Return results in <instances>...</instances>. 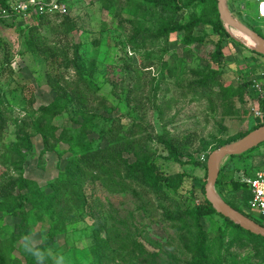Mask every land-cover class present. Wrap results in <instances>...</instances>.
Here are the masks:
<instances>
[{"label": "rangeland", "instance_id": "obj_1", "mask_svg": "<svg viewBox=\"0 0 264 264\" xmlns=\"http://www.w3.org/2000/svg\"><path fill=\"white\" fill-rule=\"evenodd\" d=\"M145 1H60L67 6L65 16L69 21L61 22L64 17L51 15L53 29L47 34L46 42L63 48L79 46L84 78L97 94L92 98L91 107L85 105L94 116L91 130L86 135L91 147L109 145L111 130L121 132L122 126L129 129L139 125L141 132L149 138L151 161L166 175H183L176 189L165 186L163 189L182 209H189L203 201L206 166L175 163L167 156L158 138L163 133L181 136L187 131H196L211 143L207 151L195 154L198 162L203 163L204 154H209L218 141L250 131L259 121L253 115L257 98L252 86L245 91L242 103L238 97L231 99L234 113L230 116L222 114L216 97L211 94L210 87L217 91L215 83H210L205 90L193 89L190 85L210 68L221 70L223 78L234 87L251 82L248 80L251 68L246 55L242 54L254 51L244 37L229 29L230 45L223 49V59L216 61L213 53L217 36L204 25L194 31L195 35L203 37V41L191 46H184L183 34L177 33L167 40L149 42L145 48H132L127 38L135 28L157 29L162 19L171 17L156 8L148 9ZM258 1L227 0L230 11L264 37V19L256 12ZM207 6L194 1L174 18L184 22L191 15H202ZM30 23L29 19H17L0 24V60L5 65L0 75V194L10 180L23 177L50 196L52 185L74 157L69 144L57 139L62 129H78L82 118L78 114L80 107L75 104L67 105L55 115L49 123L57 129L51 133L49 145L56 149L43 151L42 136L36 132L33 121L38 108L51 103L56 93L47 83L46 74L50 70L47 60L24 51ZM67 56L71 58L72 50ZM61 59H56V72H63L58 68ZM148 64L151 66L145 67ZM255 69L257 75L260 68ZM67 72L61 76V83L78 79L76 70L71 68ZM263 148L264 143L246 152L244 155L248 157L241 161L223 162L221 179L233 177L240 181L245 172L264 170ZM249 156L253 158L252 164L247 161ZM124 157L129 162L134 160L130 154H124ZM25 190V186L9 187L13 197L18 192H27ZM83 191L86 205H80L71 192L58 195L56 206H50L48 198L35 197L31 203H24L26 216L5 210L1 198L0 264H95V254L104 244L109 253L104 264H176V259L188 258L178 255L175 249L187 241V236L179 234L166 221L159 200L145 189L130 182L103 186L95 181L88 182ZM238 195L241 196V192ZM21 202L19 199L18 203ZM52 208L62 217H58ZM243 209L259 221L251 215L248 205ZM202 224L212 236L224 226L216 216L204 219ZM52 230L57 233L56 242L36 256L33 247ZM135 241L154 258L138 254ZM232 251L241 257L249 253L247 248H233ZM251 261L255 263L254 258ZM257 261L264 264V261Z\"/></svg>", "mask_w": 264, "mask_h": 264}, {"label": "trees", "instance_id": "obj_2", "mask_svg": "<svg viewBox=\"0 0 264 264\" xmlns=\"http://www.w3.org/2000/svg\"><path fill=\"white\" fill-rule=\"evenodd\" d=\"M10 0H0V7L8 5ZM64 1V0H59ZM146 0L145 6L150 9L161 10L164 15H171L169 19H162L157 29H141L135 28L131 37L127 38V43L132 48H145L149 42L160 39H169L170 35L182 33L184 46H191L203 41L202 36L195 35V28L204 25L210 29V32L217 36L215 42V50L213 58L220 62L223 59V49L230 43V36L224 25L219 19L217 12V0ZM196 1L199 4L209 5L202 15H191L186 21L181 22L175 20L174 15L188 7L192 2ZM54 17H64L61 22L69 21L65 15H54ZM30 26L27 28V38L23 44L24 51L34 55H39L45 58L48 62L50 70H47L46 79L48 85L55 91V99L47 104L38 108V113L33 121L36 132L42 136L43 151H53L56 146L49 145V137L51 133L57 128L50 127L49 121L60 114L67 105L75 104L80 108L78 114L81 115L82 124L76 130L66 131L62 129L58 142H65L69 144L70 151L73 158L66 165L60 177L52 185V194H44L34 182L28 181L23 177L10 180L0 194V199H4L2 207L15 214L26 216L24 211V203H31L35 197L48 198L50 206H56L58 195H68L71 192L75 195L80 205H86L84 196V186L89 182L93 183L99 181L103 186L107 184H116L118 186L130 182L142 189L146 193H151L160 202L163 207V215L166 221L170 222L176 231L187 236V241L182 245L175 248L178 255H185L188 258L185 260H175L176 264H259L264 261V238L256 236L248 231L243 230L238 225L234 224L227 218L218 214L212 206L203 198L202 203L195 205L189 209H182L174 200L167 194L164 186L168 189H176L177 185L183 180L182 174L166 175L161 172L157 165L151 161V152L149 149V138L141 132L139 125H134L129 129L124 126L120 127V131H112L110 134L111 142L109 145L101 148H92L88 139L87 132L91 130L93 118L91 111L85 108L93 103V97L96 98L97 94L92 89V86L84 78L82 56L78 45L66 47L51 46L47 44L46 37L53 29L51 26V16L38 15L29 19ZM14 20H1L0 24H8ZM128 21V20H126ZM64 22V23H65ZM62 24L65 26V24ZM257 32V31H256ZM258 33V32H257ZM259 34V33H258ZM260 35V34H259ZM262 36V35H261ZM263 37V36H262ZM72 50V56L69 58L67 55ZM59 58L60 64L58 68L63 69V72H56L55 63ZM0 60V75H2L5 65L1 64ZM94 64L91 63V69ZM148 64L145 67H150ZM76 70L77 80L72 83H61V76L68 73L70 69ZM210 83H215L217 91L210 87L211 94L216 97L218 105L222 108L223 115H233V103L230 102L233 97H238L239 103L243 102L245 91L252 85L251 82L240 84L234 87L230 82H227L221 70L210 68L205 74L200 75L197 82L190 85L193 89H207ZM47 120V122H46ZM46 122V124H45ZM264 124V119H259L250 131L260 127ZM238 134L230 140L218 141L211 149L213 150L233 142L243 137L248 132ZM158 141L162 144L167 152V156L177 164H193L196 166L204 167L205 162H198L195 154L205 152L209 149V141L201 138L196 131L190 130L181 136H173L163 133L159 136ZM57 142V143H58ZM124 154H130L134 157L132 162H129ZM245 154V153H244ZM232 156L230 160H242L247 158V155ZM207 156L209 155L204 154ZM244 157V158H243ZM250 157V156H249ZM234 158V159H233ZM252 158V157H251ZM258 169V168H257ZM240 170V168L238 169ZM259 170V169H258ZM256 170V171H258ZM254 171V172H256ZM222 168L220 169L219 176L216 182V190L222 199L237 211L246 214V208L249 200L251 199V191L248 186L235 178L231 177L228 180H222ZM253 172V173H254ZM253 173L245 172L243 175L251 176ZM206 177V175H205ZM91 185V184H90ZM204 185L202 186V193L204 195ZM22 187L27 188L25 193H17L13 197V193L9 191V187ZM224 191L226 195H224ZM241 192V196L238 194ZM22 202L19 204L18 200ZM90 209V208H89ZM56 211L58 217L62 214ZM252 218L250 215L246 214ZM218 217L224 223L223 227L218 228L216 235L212 236L207 232L202 224L204 219ZM264 226V223L252 218ZM57 240L56 231L52 230L48 236L33 247V253L39 255L45 252L47 247L53 245ZM2 243V241H0ZM135 249L138 254L146 258H154L141 243L135 241ZM100 250L95 254V264H104L109 253L106 245H100ZM247 248L249 253L241 257L237 252L232 249ZM183 249V250H181ZM35 256V257H36ZM175 258V256H172ZM255 259L252 263L251 259Z\"/></svg>", "mask_w": 264, "mask_h": 264}, {"label": "water", "instance_id": "obj_3", "mask_svg": "<svg viewBox=\"0 0 264 264\" xmlns=\"http://www.w3.org/2000/svg\"><path fill=\"white\" fill-rule=\"evenodd\" d=\"M217 11L219 19L227 32L231 29L238 32L240 35H243L244 38L247 37L248 39H251L257 45L252 46L248 42L251 50L264 55V37L242 23L230 11L227 0H217ZM245 40L248 41L246 38ZM262 143H264V124L248 132L243 137L210 152L205 162L206 183L204 185V197L218 214L238 225L243 230L264 238V226L248 217L246 214L231 207L217 193L215 187L221 165L227 158L240 156Z\"/></svg>", "mask_w": 264, "mask_h": 264}, {"label": "built area", "instance_id": "obj_4", "mask_svg": "<svg viewBox=\"0 0 264 264\" xmlns=\"http://www.w3.org/2000/svg\"><path fill=\"white\" fill-rule=\"evenodd\" d=\"M257 16L264 19V0H259L256 7ZM66 15L67 6L59 0H10L8 5L0 7L1 20L30 19L38 15ZM252 90L259 101H264V74L258 80L252 81ZM253 115L257 119H264V111L257 104L253 106ZM202 157V161H206ZM240 181L245 183L251 191L248 210L251 215L264 223V170H258L251 176L242 175Z\"/></svg>", "mask_w": 264, "mask_h": 264}, {"label": "crops", "instance_id": "obj_5", "mask_svg": "<svg viewBox=\"0 0 264 264\" xmlns=\"http://www.w3.org/2000/svg\"><path fill=\"white\" fill-rule=\"evenodd\" d=\"M230 8V7H229ZM229 45H230V43L228 44V46L227 47H229ZM242 55H246V60H248L247 61V63H248V67H249V69L251 68V71H250V73H248V75H249V79L248 80H251V82L253 81V80H258L259 78H260V76H261V74L263 73L264 74V55H261V54H259V53H256V52H253V53H250V54H242ZM258 67V69L260 68V71H259V73L256 75V72H257V69H255V68H257ZM253 96V95H252ZM254 97H256V94L254 93ZM257 100V105L258 106H260L262 109H263V111H264V101H259L258 99H256ZM255 103V102H254ZM253 103V104H254ZM254 105H256V104H254ZM264 149V148H263ZM262 149V150H263ZM251 155V154H250ZM234 159V158H233ZM230 159L229 158H227L225 161H224V163H226L227 161H229ZM233 162L235 161H237L236 159H234V160H232ZM247 161H249L248 163L249 164H252L253 163V158H249ZM243 175V174H242ZM241 175V176H242ZM241 176H240V178H241Z\"/></svg>", "mask_w": 264, "mask_h": 264}, {"label": "bare ground", "instance_id": "obj_6", "mask_svg": "<svg viewBox=\"0 0 264 264\" xmlns=\"http://www.w3.org/2000/svg\"><path fill=\"white\" fill-rule=\"evenodd\" d=\"M232 31V33H236V34H238V35H240L238 32H236V31H234V30H231ZM242 37H243V35H241ZM247 40H248V42L252 45V46H257L256 45V43L254 42V41H252L251 39H248L247 37H245Z\"/></svg>", "mask_w": 264, "mask_h": 264}]
</instances>
